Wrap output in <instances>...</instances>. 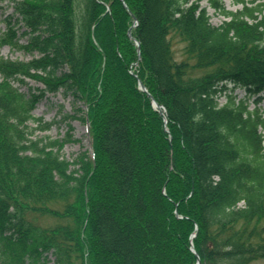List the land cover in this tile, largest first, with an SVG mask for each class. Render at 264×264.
I'll return each mask as SVG.
<instances>
[{"label": "trees", "instance_id": "obj_1", "mask_svg": "<svg viewBox=\"0 0 264 264\" xmlns=\"http://www.w3.org/2000/svg\"><path fill=\"white\" fill-rule=\"evenodd\" d=\"M11 1L0 47L34 57L0 55V264H45L50 251L56 264L263 258L264 111L250 97L264 96V0H209L220 25L203 0ZM26 79L87 104L92 155L77 176L56 141L29 137Z\"/></svg>", "mask_w": 264, "mask_h": 264}, {"label": "rangeland", "instance_id": "obj_2", "mask_svg": "<svg viewBox=\"0 0 264 264\" xmlns=\"http://www.w3.org/2000/svg\"><path fill=\"white\" fill-rule=\"evenodd\" d=\"M201 5L207 7L211 22L214 25H220L225 20H229L225 15L210 7L209 0H203ZM224 5L226 10L231 11H237L242 8V5L236 3L234 0H225ZM13 11L14 8L12 7L11 0L0 1V35L6 30L7 19H12L10 16L13 14ZM172 46L177 60H184L185 43L178 37H173ZM0 55L13 60L20 59L26 61L34 57L33 54L15 50L10 45L1 46ZM1 79L2 76L0 74V81ZM15 83L23 93L28 96L34 94L38 98L33 111L36 119L28 123V131L31 132L29 133V137L33 140H40L42 143L56 141L58 145L56 150L59 149L60 155L68 161L70 173L77 176L78 171H81L82 162L85 164L87 159H89V155H92L91 133L86 115L88 110L87 104L83 99H76L73 93L67 92L64 88L65 86L56 91H48L46 85L36 80L26 79L24 82L16 81ZM225 92L227 94H234L237 99L249 97V93L245 88L235 87L231 83L227 85ZM257 100L258 96L250 97V109L258 106L264 111V96L259 101ZM226 101L227 97L224 93L220 97V103L224 104ZM45 123L51 124L50 127H43ZM26 218L32 220L35 225L40 227H53L62 222L54 217L33 213H27ZM194 238L195 233L190 237L192 251H195ZM43 255L45 257L43 263L56 264V257L52 251L44 252ZM199 263H201L200 259L197 261V264ZM248 264H264V257L253 260Z\"/></svg>", "mask_w": 264, "mask_h": 264}, {"label": "water", "instance_id": "obj_3", "mask_svg": "<svg viewBox=\"0 0 264 264\" xmlns=\"http://www.w3.org/2000/svg\"><path fill=\"white\" fill-rule=\"evenodd\" d=\"M129 36L132 37L131 30H129ZM139 86H140L141 90H147L145 85L140 80H139ZM153 105L155 106V108H160V106L158 105V103L155 100H153ZM199 264H201V263H199Z\"/></svg>", "mask_w": 264, "mask_h": 264}]
</instances>
